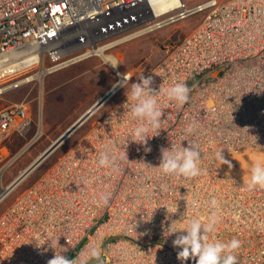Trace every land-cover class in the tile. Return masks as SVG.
<instances>
[{
  "label": "built area",
  "instance_id": "obj_1",
  "mask_svg": "<svg viewBox=\"0 0 264 264\" xmlns=\"http://www.w3.org/2000/svg\"><path fill=\"white\" fill-rule=\"evenodd\" d=\"M150 1L140 0L129 6L126 0H0V57L8 53H16L19 63V66L10 67L12 56L0 60V65L7 64L10 67L5 71L10 74L0 79V82L4 84L8 79L14 81L0 95L25 85L20 80L22 77H19V74L33 72L37 66L40 70L43 58L45 59L43 69L50 70L62 69L85 59L82 55L87 49L92 50L93 45L86 38L81 39L76 33L71 35L66 33L73 19L83 20L85 24L88 22L95 24L102 20L98 18L99 15L107 13L113 16L119 15L125 20L126 17L127 19L131 17L135 22L143 14L150 15ZM211 2L214 8L212 11ZM207 3L208 15L180 43L168 48L173 51L165 52L164 59L155 66L152 74L150 71L145 74L152 75L153 89L157 92L160 88L164 90L160 77L166 78L167 85L170 84L171 79L187 85L193 79L195 86H202L204 90L209 88V95L197 91L195 87L190 90L203 93L201 99H197V106H204L205 102L211 100V104L208 103V106H211L208 111L213 120H207L212 127L211 142L206 132L191 134L190 138V143L198 146L201 158H204L201 163V168L205 170L203 174L195 178L168 176L160 169L153 168L159 166L161 149L167 148L169 144L165 139L163 140L161 129L160 135L148 142L152 153L145 151L144 146L130 141L132 130L140 121L133 118L129 111L125 112L122 107L127 103L125 95L101 118L99 124H94L88 130L84 141L78 139L40 175L41 179L38 177L31 184L32 187L29 185L28 190L20 193L8 205V209L2 211L0 264H24L25 253L18 250L19 246L16 244L20 236L32 235H36L39 239L37 242L32 241L31 245L35 248L33 252V256L36 254L35 264H47V261L54 257V250L44 251L52 240L59 241L62 247L69 248L67 256L70 259L78 257L82 252L91 253L93 248L99 250V259L86 256V264H181L177 259V249L172 244L176 236H170L167 228L172 222L180 221L181 218L184 222L176 225L178 229L186 228L188 222L193 219H200L202 223H206L213 212L219 223L216 231L209 234L210 242L216 240L228 242L236 238L241 242V247L235 253L238 264H264V187L257 186L249 190L247 181H250L246 178H244L246 181L242 180L243 178L237 177L231 171L236 165L231 162L238 157L235 153L241 156L244 151L264 150V100L260 101L258 93L254 91L256 88L253 87L251 91L243 89V79L239 80L238 76L233 78L226 76L235 69L237 72L257 78L255 73L245 72L239 66L245 70L246 65L255 72L264 68V55L261 53L264 48L258 43L255 51L247 47L253 40H259L264 44V7L262 8L264 0L263 3L261 0H210ZM207 3L185 10L188 11L185 16L196 13ZM252 5H257V10H252ZM182 14L184 15V12ZM182 14L178 17L184 18ZM60 15H65L68 24L63 31L61 28L56 31L55 29L59 27H54V21L64 20ZM257 15L259 19L256 18ZM85 17L90 18L87 23ZM246 20L251 21L250 24ZM50 23L51 28L48 27ZM255 27L257 29L252 37ZM40 28L45 33L41 35L43 37L34 41L27 40L30 33ZM92 28L105 37H93L97 44L109 39L114 40L113 44L120 43L112 27H109L106 33L101 32L99 25H92ZM122 29L124 28L120 30ZM132 29L129 27L123 31ZM48 32H51V35H48ZM41 41L42 43L39 44ZM57 44H63L64 51L55 49ZM24 53L27 54L26 58H23ZM176 53L178 56L175 59ZM77 54L82 55L77 56ZM67 56L69 58H66ZM47 64L52 66L48 67ZM221 79L232 84V92L239 91L237 94L233 92L234 95L248 93L250 98L246 99H249L251 106L257 107L252 115L243 116L237 121L232 111L226 109L235 107V103L229 94L230 89ZM254 83L257 86L262 84L259 81ZM257 92L264 93L258 89ZM245 96L246 94L243 93L239 97ZM191 97L194 98L193 95ZM166 99H168L166 91H161L157 96L162 112L172 109ZM223 101H227L226 106ZM188 103L192 102L188 100L187 103L179 105L192 109L193 106ZM243 103L244 101L236 108L240 113H243ZM222 111L229 112L227 117L222 116ZM218 113L224 130L222 133L216 129ZM181 116H178L179 120ZM34 124L35 119L30 114V106L25 101L13 102L0 109V133L2 132L0 178H3L4 171H7L10 164L15 161V158L9 159V140L14 136L26 137ZM176 126L180 129L177 133L181 139L184 137L182 130H193L188 129L181 122ZM149 135L155 133L150 131ZM3 149L6 151L4 159ZM106 149L116 158L117 168L110 173L121 172L127 177L122 183L113 182L114 178L104 175L99 180L97 178L96 172L103 174L98 163L99 153ZM217 153H222L224 159L231 164V168L218 160ZM218 162L222 164L219 165ZM218 173H222L234 182L220 183V179L216 176ZM72 180L74 184L71 183ZM90 180L91 187L87 183ZM127 181L130 184L126 185ZM76 182L85 189V192L80 193L85 195L93 193L91 202L104 205L98 195L109 193L105 191V186L110 192L130 187V196L126 199L110 197L108 204L104 206L105 211L108 207L109 216L100 218L96 217V214L101 213H95L87 225L82 214L84 207L81 201L74 203L67 201L70 197L66 185L78 188L79 184ZM6 184L14 186L13 179L10 182L0 179L1 194L12 191L5 186ZM221 184L226 188L223 198L218 194ZM158 186L161 188H157ZM237 188H240V191L236 193ZM213 199L217 201L218 207L211 205ZM34 209H38L41 214L35 213ZM87 210L94 213L89 206ZM130 212L134 213L131 220L128 218ZM124 217L129 223L130 233L117 230L119 228L116 222ZM101 220H103L102 224ZM214 234H220L221 238H217ZM119 249L127 251L123 260L119 261V256L114 255L111 261L106 262V257ZM56 250L62 251L59 246ZM40 251L42 253L38 255ZM137 253L140 255L134 259ZM189 264L194 262L189 261Z\"/></svg>",
  "mask_w": 264,
  "mask_h": 264
},
{
  "label": "rangeland",
  "instance_id": "obj_2",
  "mask_svg": "<svg viewBox=\"0 0 264 264\" xmlns=\"http://www.w3.org/2000/svg\"><path fill=\"white\" fill-rule=\"evenodd\" d=\"M208 1L210 0H183L184 9L196 8ZM181 10L182 8L169 10L164 15L155 19V21L159 20L162 23L167 20L169 21L168 23L141 33L132 30L128 34L130 39L123 41L115 47H109L107 52L114 55L113 57L116 58L117 62L113 65L117 67H113L112 64L110 65L108 62L102 60L100 56H95L55 70L45 76L43 81L36 79V74L39 71L37 73L29 71L30 76L35 74V79L30 83H24L25 85L18 89H10L0 95V109L13 102L25 101L29 104L30 114L35 119V124L26 137L14 136L8 142L10 149H8L10 153L9 159L15 158V161L10 164L9 170L4 171L3 180L4 182H10L21 171H26L89 107L97 103L112 88V85L120 80V76L129 74L132 77L129 78L131 82L128 80L129 82L125 84V88L120 87L119 91L93 117L91 116L66 142L64 141L65 143L63 142L62 146H59L58 150L54 154H51L23 182V186L20 189L13 191L0 204V214L16 199L26 186L31 185L38 177L40 178V175L54 164L78 139L85 137L88 130L99 122L110 108L126 95L127 91H130L131 84L137 82L140 77L144 76L151 69H155V66L164 59L165 52L169 50L168 48L180 43L209 13V9H206L189 14L184 18H178L175 21L173 18L176 19L181 15L183 12ZM155 24L152 26H155ZM112 41L114 40L107 41L104 44L109 45ZM80 55L82 54H77V56ZM47 66L51 67L52 64H47ZM94 66H97V72L96 70H91L95 68ZM10 84H13V82L8 85ZM39 125L42 126H40L42 135L35 143L33 141L38 133ZM237 159L238 157L235 158V160ZM232 164H236L235 167L231 168V171L237 177L250 181L252 168L257 164L264 166V150L244 151L238 161L232 162ZM216 176L220 179V173ZM247 183L249 182L247 181ZM139 255L137 253L134 257L137 259Z\"/></svg>",
  "mask_w": 264,
  "mask_h": 264
},
{
  "label": "bare ground",
  "instance_id": "obj_3",
  "mask_svg": "<svg viewBox=\"0 0 264 264\" xmlns=\"http://www.w3.org/2000/svg\"><path fill=\"white\" fill-rule=\"evenodd\" d=\"M127 1V4L130 6L132 3H138L140 0H126ZM262 3H263V0H261ZM206 6L203 7L202 9H199L198 11H202L204 9H206L207 7H209L208 3L205 4ZM149 8H150V15L149 14H143L140 18H138L135 22L132 20L131 17H129L127 19L126 17V20L123 19L122 17H120L119 15H111V14H107V13H103L101 16L99 15L98 18H102V20L98 23H95V24H89V17H85V20H86V23L88 22V24H85V21L83 20H78V19H73L69 24V28L68 30H66V33L68 35H71V34H75L78 35L81 39L82 38H86L88 42L92 43L93 45V49H87L85 51V54H83L82 56H84L83 58H86L88 56H92L94 54H100V57L102 58V60L108 62L110 65L112 64V66H114L116 63H114L113 65V62H117L113 56V54L107 52L109 46L105 45L104 43H100V44H97L92 38L93 37H99V38H105L104 36L96 33L94 31V29L92 28V25H99L101 26V32L103 33H106L108 32V28L109 27H112L113 28V33H117V39L120 41V43H122L123 41L125 40H128L130 39V37H128V34L132 31V30H136L138 33H141V32H145V31H150L152 29H155V27H159V26H162L166 23H168V21L166 20L165 22H160L159 20H156V18L164 15L166 12H168L169 10H173L175 8H182L181 11L184 12V15L185 16L186 14H188V11H185V5H184V2L183 0H151L150 1V4H149ZM264 7V4L262 6V8ZM90 8L93 9L92 6H90ZM252 10H257V5H252L251 6ZM214 10V8L212 7V2H211V11ZM197 11V12H198ZM50 15V14H49ZM51 16H53L51 14ZM92 16H95V15H92ZM153 16H155V18H152ZM186 17V16H185ZM60 18L64 19L63 21L61 19H59L57 22H55L54 20V27H59V29H55L56 31L60 30L61 28V31L64 30V28L67 26V20L65 19V15H60ZM162 18V17H161ZM257 19H259V16L257 15L256 16ZM247 23L250 24L251 21H247ZM52 23V22H51ZM51 23L50 25L48 26L49 28H51ZM151 23V24H150ZM156 23V24H155ZM73 24V25H72ZM150 24V26H149ZM155 26H152L154 25ZM127 26V27H126ZM73 27H75L76 29H74ZM78 27V28H77ZM129 27H132L133 29L131 31H123V30H126V28H129ZM121 28H124L122 29V31L120 30ZM256 27L254 28L253 32H252V37H254L255 35V31H256ZM45 34L43 29H37L36 31L30 33L28 35V39L29 41H34L36 39H38L39 37H43L41 35ZM137 34V33H136ZM48 35H51V32H48ZM88 35V37H87ZM135 35V34H134ZM131 36V35H130ZM133 36V35H132ZM59 41V40H58ZM41 42H39V44H41ZM119 43V44H120ZM256 43H258L262 48H264V44L260 43L259 40H253L250 45H248L247 47L252 49V50H256ZM55 49L57 50H63L64 51V45L63 44H57ZM260 49V47H259ZM170 51H173L172 49H169ZM11 52V51H10ZM111 52V51H110ZM113 53V51H112ZM262 55H264V50L261 51ZM16 53H8L4 56H1L0 57V60L1 59H5L6 57H9V56H12V60L9 62V66L12 67V66H19V63L16 59ZM27 54L24 53V56L23 58L25 57L26 58ZM73 57V55H71ZM81 56V57H82ZM178 56V53H176V55L174 56V58L176 59V57ZM66 58H69V56H67ZM74 58V57H73ZM264 59V57H263ZM119 62V61H118ZM20 64H21V61H20ZM45 59L43 58L41 60V68L40 70L36 67L34 68L33 70V73H37L39 71V73H37V77L34 75L30 76L29 73H25L24 74H19V77H22V79H20L23 83H28L30 80H33L35 79H39L40 81H43L44 77L47 76L49 73L53 72L54 70H50V69H43L45 66ZM109 65V66H110ZM7 66V64H1L0 65V79H3V78H6L10 73L8 72H5L7 69H9L10 67ZM208 66V65H206ZM35 67V66H34ZM95 68L91 69L92 71L93 70H96L97 72V69L96 67L97 66H94ZM119 68V67H118ZM239 68L245 72H252V73H255L258 77L257 78H252V76H248L247 74H243L242 72H237L235 71V69L231 72H228L226 74V76H232V78L234 76H238L239 80H242L244 81V83L242 84V87L243 89H246L247 91H251L252 88H256V90H254L256 93H258L259 95V99L260 101H263L264 100V93L263 94H260L259 92H257V89L259 91H264V68L261 69L260 71H251L246 65H245V70L243 69V67H240ZM21 69V67H20ZM115 69V68H113ZM155 71V69H151L150 70V74H152L153 72ZM145 73V72H144ZM131 74V73H130ZM18 75V74H17ZM24 76V77H23ZM129 74H128V78H129ZM133 76V75H132ZM224 76V75H223ZM131 77V76H130ZM244 77V78H243ZM132 78V77H131ZM123 79V75L120 76V80ZM38 80V81H39ZM130 80V79H128ZM193 80V79H192ZM190 81L188 83V87L189 89L191 90L193 87H195V89L197 91H201L203 92L205 95H209V88H206L204 90V88L202 86H195V83L194 81ZM6 82L4 84H2L3 82H0V93L4 92L5 88L7 86H9L8 84L11 83V82H14L13 80L11 79H8V80H5ZM39 81V82H40ZM160 81L162 82L161 85L164 87V91L167 90V88L175 85L176 83H178L175 79H171L170 80V84L167 85L166 84V78L164 77H160ZM221 81L223 82V84L225 86H227L230 91H229V94L231 95V98H232V101L235 103V107L233 108H226L230 111H232L233 113V116L234 118L237 119V121H239V119H241L243 116L244 117H248V115H252L255 110L257 109V107L255 105H252L250 104V101L249 99H246V98H250V96L248 95V93L246 92H242L240 93L238 96L234 95V93H238L239 91H233L232 92V84L230 82H227L226 80L224 81V79H221ZM251 81V82H250ZM254 81H259L261 82V86H257ZM129 82V81H128ZM131 82V80H130ZM11 85V84H10ZM42 87V86H41ZM122 88V87H121ZM2 89V90H1ZM111 89V88H110ZM109 89V90H110ZM41 91H43L41 88H40ZM107 91L100 99L99 101L104 98L105 100L107 99V101H109L112 97V93L110 91ZM116 91H119L116 90ZM156 91V90H155ZM201 92H194V91H190L189 93V100L192 102V103H188V105L190 106H193V108L191 109H188V108H185L183 106H180L179 103H176V102H173V101H170L169 99H166V102L172 106V109L169 108V110H167L166 112H162V123H161V126H160V129H161V134L163 135V140L165 139L166 142L169 144V146L167 148H170L171 147V142L176 144L177 146L179 145H183L184 147H187L188 146V143H190V138H191V134H195V133H198V134H203L204 132L207 133L208 136H210V142H211V130H212V127L211 125L208 123L207 120H213V118H211V113H209L208 110H210L211 106H208V103L211 104V100L205 102V105H200V106H197V99H201V95L203 93ZM245 93L246 96L241 98L239 97L241 94ZM119 95V94H117ZM191 95L194 96V98L191 97ZM195 99V97H197ZM109 99V100H108ZM246 99V100H245ZM244 101L243 105H242V110H243V113H240L239 111L236 110V108L238 107V105ZM98 103V102H97ZM95 103V104H97ZM194 103V104H193ZM224 104V106H226L227 104V101H223L222 102ZM231 103V102H230ZM95 104L92 105L91 107H89V109L84 113H88L92 108H93V114L91 115L92 117L102 108V105L97 109V111L95 110ZM187 105V106H188ZM222 109V108H221ZM223 110V109H222ZM178 113L177 115L175 113ZM218 112V111H217ZM113 113H114V110H113ZM112 113V114H113ZM228 111H222L221 114L222 116H226L228 115ZM83 114V115H84ZM182 115L179 120V117L180 115ZM82 115V116H83ZM81 116V117H82ZM81 117L75 122L77 123ZM172 119L171 121L169 119ZM209 118V119H208ZM220 114L218 113V117H217V128L216 129H219V131L222 133L224 132L223 130V126H222V123H220L221 121L220 120ZM89 120V119H88ZM101 122V120L99 122H97L95 125L99 124ZM181 122L183 123L188 129H193V130H182L183 131V139H181L178 135V131L180 130L179 128H177V124ZM75 124H73L71 127H69V129L67 130L69 132V130L74 126ZM84 125V124H83ZM82 125V126H83ZM41 125H39V130H38V133L34 139L33 142H37L38 138L42 135L41 133ZM79 128H77L78 130ZM76 130V131H77ZM66 131V132H67ZM65 132V133H66ZM67 132V133H68ZM75 132V131H74ZM74 132L72 134H74ZM64 133V134H65ZM2 134V132L0 133ZM64 134H62L61 136H63ZM71 134V135H72ZM88 134V133H87ZM71 135L67 136V139L69 137H71ZM86 135V134H85ZM61 136H59V138H61ZM87 136V135H86ZM86 136L85 137H82L81 139L84 141L86 139ZM255 136V135H253ZM252 136V137H253ZM256 137V136H255ZM67 139L65 140V142L67 141ZM246 140V138H245ZM64 142V143H65ZM56 143V141L54 142V144ZM63 144V143H62ZM62 144L60 146H62ZM28 148V147H27ZM49 148V147H48ZM48 148L43 152V154L38 157L35 161H34V164L30 165L29 168L26 170V171H21L18 175H16L14 178H13V182H14V186H11V185H8L6 184L5 186H8L7 188H10L12 191L10 193H8V191L6 192H3L1 194V191H0V197H1V200H0V204L15 190L17 189H20L22 186H23V182H25V180L36 170L38 169L42 163L47 160H43L42 161V157L44 155V153L48 150ZM232 148V146H231ZM58 150V149H57ZM56 150V151H57ZM55 151V152H56ZM5 149H3L2 153H3V159H4V155H5ZM54 152V153H55ZM263 152V151H262ZM53 153V154H54ZM148 153H152V150ZM235 153V152H234ZM258 154V153H257ZM235 155L238 156V159L239 157V154L238 153H235ZM261 155V153H260ZM263 157V156H262ZM44 159V158H43ZM237 160H233L232 162H235V161H238ZM231 162V163H232ZM219 164H222L221 162H218ZM33 165L34 168H33ZM217 165V164H216ZM9 170V169H8ZM113 170L112 168L110 167H101V172L103 174H100L99 172H96L97 174V178L98 180L104 175V176H108V177H112L114 178L113 179V182H123L127 177L126 175H123L121 172H111L110 171ZM110 173V174H109ZM16 177H18L16 179ZM0 179H3L2 177ZM41 179V177L39 178ZM41 182H44L43 180H41ZM229 182H234L233 180L231 179H227V177H225V175H223L222 173H220V183H229ZM69 183V182H68ZM72 184H74V180L71 181ZM79 184V187L78 188H72V187H69V185L67 184L66 185V188H67V193L69 195L70 198H67V201H69L70 203H74V202H79L81 201V203L83 204V207H84V211L82 212V214H84V221L87 225H89V221L91 219H93L92 215L95 214V213H101V214H96L97 216L96 217H100V218H103L105 216H109L108 214V207H106V211L104 210V206L106 205L104 203V205L102 203H98V202H91V196L93 193H90V194H82L80 193L81 191H84L85 192V189H83L82 185L79 183V182H76ZM88 185L91 187L92 186V181H88L87 182ZM130 184V182H126V185ZM110 185V184H109ZM28 186H26L22 191L21 193L25 192L26 190H28L27 188ZM32 187V185H31ZM30 187V188H31ZM157 188H161L160 186H158ZM87 190H89V188H87ZM130 187H126L125 189H120L118 191H115V192H110L108 191L107 189V186H105V191L106 192H109L111 195L110 197L111 198H118V199H126L127 197L130 196L129 194V191H130ZM240 191V188H237L236 189V193ZM224 193H226V188H224L221 184V186L218 188V194L220 197H224ZM82 194V196H81ZM97 194V193H95ZM98 195V194H97ZM51 196V195H50ZM98 197L101 199V196L98 195ZM102 200V199H101ZM92 205L95 207H92ZM89 206L90 210L92 208V211L94 210V213H90L88 212L87 210V207ZM229 206V204H228ZM232 206V205H231ZM8 209V208H7ZM35 213H39V215L41 214V212L38 210V209H34ZM138 213V212H137ZM134 213L133 212H130V214L128 215V218L129 220H131V217H133ZM113 216V214H112ZM115 216V215H114ZM102 220L100 221V223L102 224ZM116 222V221H115ZM116 225L118 226L119 229L117 230H122V231H126L128 233H130V228H129V223L126 219V217L122 218L119 222H116ZM50 228V227H49ZM123 232V233H124ZM214 236H216L217 238H221V235L220 234H214ZM80 240V239H79ZM77 240V242L79 241ZM32 241H39L38 237L36 235H32V236H20L18 238V242L16 245L19 246L18 250L20 251H24L25 253V258H24V264H35V259L36 257H34L36 254H34L33 256V252L35 250V248H33L31 245H32ZM9 246V245H8ZM32 250V251H31ZM42 251H40L38 253L41 254ZM127 254V251H124V250H121L119 249L117 252H112L108 257H106V262L107 261H111L112 260V257L114 255H118L119 256V261H122L123 258L125 257V255ZM117 258H115L116 260ZM134 259H136L134 257ZM152 264V263H150Z\"/></svg>",
  "mask_w": 264,
  "mask_h": 264
},
{
  "label": "clouds",
  "instance_id": "obj_4",
  "mask_svg": "<svg viewBox=\"0 0 264 264\" xmlns=\"http://www.w3.org/2000/svg\"><path fill=\"white\" fill-rule=\"evenodd\" d=\"M107 41H111V39ZM113 43L112 41L107 46L115 47L118 45ZM95 56H100V54H94L85 59ZM114 63L115 62H113V64ZM129 78L128 75L123 74V79L112 85L113 90L118 87L125 88V84H127ZM153 84L154 80L152 75L140 77L137 82L131 84L130 91L125 93L127 96V103L122 106L125 112L126 110L129 111L133 118L140 121L137 127L132 130V138L130 141L144 146L147 152L151 151V148L148 147L149 140L160 135V126L162 123V111L158 104L157 96L164 90L160 88L158 92L155 91L153 89ZM189 93V87L183 82L176 83L166 90L167 98L181 105L187 103L189 100ZM150 131L155 133V135L150 136ZM217 157L223 164H228L231 168V164L224 159L222 153H217ZM203 159L201 158V151L195 144L188 143V146L184 147L182 144L177 146L171 142L170 148L161 149L160 164L158 167L153 168L160 169L164 175L168 176L195 178L202 175L205 171L201 168ZM98 163L101 167H110L113 170L117 168L116 158L111 156L107 149L99 153ZM257 186L264 187V166L259 164L252 168L251 179L247 187L249 190H252ZM110 195V193H106L101 196L105 204H108ZM211 205L213 207H218L215 199L211 201ZM183 222V218H181L180 221L172 222L171 226L167 228L170 236H176L172 244L173 247L177 249V259L181 264H189V261L194 262V264H238L237 256L235 255L241 247V242L238 239L233 238L228 242L219 240L210 242L209 234L216 231L219 223L214 212L206 223H202L200 219H193L188 222L186 228L178 229L176 225L182 224ZM47 245L48 247L45 248L44 251L51 249L55 252L54 257L48 260L47 264H86V256H90L97 260L100 257L99 250L93 248L91 253L82 252L78 257L70 259L67 256L69 248L62 247L59 241L52 240ZM57 246L62 250L61 252H57ZM37 248L43 247L37 246Z\"/></svg>",
  "mask_w": 264,
  "mask_h": 264
},
{
  "label": "water",
  "instance_id": "obj_5",
  "mask_svg": "<svg viewBox=\"0 0 264 264\" xmlns=\"http://www.w3.org/2000/svg\"><path fill=\"white\" fill-rule=\"evenodd\" d=\"M183 15V14H182ZM178 18H181L178 17ZM177 19V18H176ZM175 20V19H174ZM173 20V21H174ZM169 22V21H168ZM119 88V87H118ZM118 88H116L115 90H113V87L109 90L112 94V96L117 92L116 90H118ZM111 96V97H112ZM109 100V99H108ZM107 99L105 100L104 98H102L100 101H98L97 104H95V110L97 111V109L102 105H105L107 103ZM93 114V108L86 114H84L81 119L77 122L74 123L75 125L69 130V132L65 133L63 136H61V138H59L55 144H52L48 150L44 153L43 157H42V161L49 158L51 156V154H53L57 148L67 139V136L71 135L74 131L77 130V128H80L83 124H85L87 122V120L91 117V115ZM44 158V159H43ZM34 164V163H33ZM35 165H33L34 168Z\"/></svg>",
  "mask_w": 264,
  "mask_h": 264
}]
</instances>
